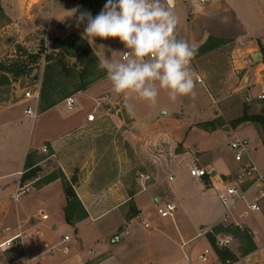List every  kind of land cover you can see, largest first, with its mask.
Returning <instances> with one entry per match:
<instances>
[{
    "label": "rangeland",
    "instance_id": "374dc122",
    "mask_svg": "<svg viewBox=\"0 0 264 264\" xmlns=\"http://www.w3.org/2000/svg\"><path fill=\"white\" fill-rule=\"evenodd\" d=\"M19 1L17 0L15 3V0H0V76L5 75L8 77V81L0 86V96L9 95L14 102L20 100L26 90H38L40 92L45 78L47 63L49 65L57 64L56 70L61 67L64 73L65 70L72 68L76 73L78 72L77 65H75L76 68L73 65L75 62L73 51L76 48L72 46L63 50L54 47V44L60 38L52 37L51 33L47 32L48 23L44 17L43 4L38 0H33V2H31L32 0ZM74 1L77 7L79 0ZM238 4L249 13L248 16L251 19L257 23L260 22L263 14L261 15L255 11L253 1L238 0ZM68 20L70 23L73 22L75 16L68 17ZM66 33H62L64 35L62 39L71 33L82 35L79 31ZM175 33L177 36V29ZM209 37L211 38L209 41L207 38L194 48H198V51L191 60L190 67L193 74L197 73L201 79L200 81L196 80L197 87L194 98L189 96L179 97L173 102L169 98L167 90L159 88L158 82H153L158 91L156 104L143 100L135 92L128 93L127 102L134 113L142 116L155 110L154 112L157 113V117L152 120L154 124L149 125L144 123V125H140V122L135 121L133 125L131 122L132 111L130 114L128 108L125 107L123 95H118L112 90H108L102 94L105 98L102 100L100 108L94 112V115L96 118L102 116L100 126H102L104 131L109 132L111 129L118 127L116 125L118 123L121 125V122H118L116 117L113 120H106L104 118L107 116V112L117 111V115L122 121L121 127H127L128 129L143 127L146 128L144 129L145 133L155 129V136L147 135L141 141L142 147H137L132 145L131 142L132 139H136V136H132V133H130L129 144L125 146L123 143L122 147L118 144L113 147L114 151L111 150V145L103 146L104 148H108V151L103 150L99 153H91L98 160H96V164L94 165L95 161L90 165L87 162L82 168L80 163H84V160L89 158V153L87 152L88 145H85L81 147L80 159L71 163L72 173L69 174V177L73 181L78 177H88L91 173L100 176L103 180H105V177L111 179L121 175L127 179V183L122 186V191L125 192L124 197L113 201V206L123 211L124 222L120 226V229L131 231V235H128L127 238L129 241L128 248L122 247L118 250L121 257L120 260H123L124 264H130L129 262L139 258L143 247L145 248L152 243L160 241V238L150 236L153 232V227H145L143 221L145 219L149 224V215L152 217V220L156 218V207L162 205L163 202L173 200L172 202L177 205L174 212L180 213L178 220L180 227H187L189 220L192 222L200 219L202 211L209 210L208 212L210 213L215 212L214 210L217 209L215 194L206 192L202 197L199 196V193L195 194L197 187L191 182L193 177L189 173V163L191 166L196 164V167L204 169L201 166L202 164L208 168L211 164L219 163V161L228 166L236 165L237 160V162L241 161L239 166L231 169L225 176H222L223 184L231 186L236 181L237 174L249 162L245 156L246 154L239 159L235 158V151L231 148L230 143L237 138L250 136L251 142L248 148H251L252 144L257 140L251 126H239L234 130L239 124H233V120L236 117L240 116L243 112H248L250 106H254L252 100L249 102L246 100L248 89L253 86H255V92L261 89L260 85L253 84L255 67L254 63H252V54L242 53L240 41H235V39L229 38V36L226 38ZM202 44L205 46L199 49ZM108 49L101 51L102 55L101 53H97L98 51L96 52L97 49L95 48H93V51L99 60L104 58L120 60L119 55L123 50V46H111V50ZM260 49L263 51L261 47ZM29 55H33L32 58ZM45 55L51 56L50 62L45 60ZM257 58L255 57V61ZM20 63L29 68L28 73L19 75H14V72L4 73V67H11L15 71V65ZM57 72H52V69L48 71L47 69L46 74H48V77L46 78L50 79L49 81L61 79L59 88H62L61 85H63L65 93L71 92L80 83L79 79H72L71 77L65 78L62 76L58 78ZM249 74L252 75L253 81L247 86L246 84L249 80L246 82L245 80L242 81V79L245 76L248 77ZM91 77L87 76L85 79L88 80ZM111 106L113 108L109 109ZM35 107L38 112L39 100ZM159 109L161 112H159ZM258 111L259 113L263 112L261 108ZM11 128L20 145L18 147L16 144L10 145L8 152H11V156L17 157L21 154V143H26L28 139L29 122L19 123L16 121L11 125ZM201 129L209 133L203 134L200 131ZM261 139L263 145H259L258 151L252 153V155L254 161L257 162V166L263 169V132ZM183 142L187 147H184ZM37 151L40 155L46 156L40 149ZM121 155H123V160L126 161L122 167L120 164ZM196 158L198 160H195ZM105 162L108 164L107 166L104 165ZM111 162L112 166L110 165ZM217 166L214 167L216 174L222 173L224 170ZM38 167L40 169L37 175L40 177L59 169L54 159L50 157L40 161ZM209 172L210 174H205V176L211 175V171ZM170 176H173L174 179L170 180ZM35 180L36 178L32 177L26 181L29 186L28 190H25L22 186V188L17 189L19 194L16 205H20L22 202L27 206L30 204L34 211L43 206L40 204L45 202V198L50 194L44 198L39 197L38 195H46L47 191L43 193L36 191V187L31 184ZM257 183L259 187L253 193L254 197L251 200L246 201L244 196L236 199L234 212L235 216L239 218L244 215H251L250 218H253L254 227L250 228L246 224H242V228L247 229L254 243L262 242L264 244V185L260 182ZM204 184L208 186L209 183L206 182ZM253 184V181L238 183V193L244 194L247 188ZM21 189L24 192H21ZM175 189L177 190L176 197L171 193ZM191 193L195 195L187 197ZM7 201L12 206L15 204L13 198H9ZM253 201L259 206L258 210L248 209V204ZM142 209L145 215H137L138 211ZM39 215L41 216L42 212ZM117 218V213L110 211L99 221L100 225L95 224L91 227V232H89V228L86 230L85 228L82 229L81 242L86 252L89 249V245H91V238L97 237V235L100 236L106 232L107 224H115ZM53 219L57 220L55 222L56 230H59V232L63 231L64 229L60 227V217L55 215ZM230 225L236 226L238 224L235 221L224 222V227H229ZM174 228L172 224V230ZM68 230L70 229L68 228ZM210 231L207 229V234H205L208 239L207 248L210 250V260L202 263L198 262V264H232L236 261L222 263L217 256L216 247L228 249L237 257V260L238 255H244L243 250L248 246L245 239L239 241L237 238H234L229 246H219L217 242L218 237L229 234L234 235L224 231H218V233L213 234ZM172 234L173 238L179 239L176 230L172 231ZM66 235L69 234L66 233ZM194 241L198 248L204 246L203 237H196ZM69 245L68 242L65 243L66 251L69 249ZM62 246L61 244L55 247L54 253L61 255ZM236 252H238V255ZM46 253L48 254V252Z\"/></svg>",
    "mask_w": 264,
    "mask_h": 264
},
{
    "label": "crops",
    "instance_id": "0c3cea01",
    "mask_svg": "<svg viewBox=\"0 0 264 264\" xmlns=\"http://www.w3.org/2000/svg\"><path fill=\"white\" fill-rule=\"evenodd\" d=\"M38 1L43 4L44 17L48 23L47 32L51 33L52 37L62 39L64 37L63 32H67L66 34L72 31L83 33L85 24L82 23L77 28L76 16L75 20L71 23L67 17L69 14L67 15L66 11L76 8L74 0L72 2L71 0ZM251 1H253L255 11L261 15L263 14L259 23L248 16L249 13L239 6L238 0H174L173 9L178 18L176 28L178 31L177 38L186 40L191 47H197L209 36L216 38H226L229 36V38H233L235 41H240V48L243 50L242 53H251L253 61H255V57H258L256 63H254V81L251 74L242 79V81L245 80L246 82L249 80L246 84L247 86L252 81L254 82L253 84H258L256 83L258 79L257 69L261 65H264V0ZM85 41L88 43L87 39ZM95 44L96 46L89 45L92 49H97L96 52L98 51L97 53H101V55V51L104 50L99 47L101 44L106 46L105 49L111 48V46H123L121 53L126 49L118 38H109L106 40L96 38ZM54 45L57 47V43ZM105 54L107 55V53ZM258 85L261 86L260 91L262 89L264 90V82ZM254 89L255 86L248 89V95L252 97V102H254V106L249 107V111L247 112L249 114L259 113V108L264 112V100L255 98L260 91L255 92ZM108 90H112V85L106 75L92 82L85 89L70 94L74 98V106L72 109H68L64 100L65 98H63L44 111L37 112L35 109V117L27 115L26 107L29 101H26L24 96L15 102L9 95H7L9 97L6 95L0 96V243L13 236L18 230L23 231L25 235L21 242L0 246V264H124L123 260H120L121 257L118 250L122 247L128 248L129 241L127 238L128 235H131V231L120 229V226L124 222L123 211L114 207L113 201L117 198L121 199L125 195V192L122 191V186L127 183L125 176L123 177L121 175L111 179L105 177V180H103L100 176L91 173L88 177L82 176V178H76L72 185L87 216L76 221L74 224H68L64 219V207L67 201L60 178H56L35 188L38 192L43 193L47 191L46 195H38L41 198L47 197L50 194L45 198V202L40 204L43 206L36 211L33 210L30 204L27 206L22 202L20 205H16L17 197L14 198L18 192V188L24 187L25 190L29 189L27 182L22 187L20 186V177L24 169L26 154L30 150L37 151L42 145H48L51 153L44 156L40 161L49 157L53 158L59 169L70 180L69 174L72 173L71 163L80 159L82 146L88 145L87 152L89 153V158L85 159L84 163H80L83 168L87 162L90 165L95 161L94 165L96 164L97 159L96 156H92L93 152L108 151V148H104L103 146L111 145V150L114 151L113 147L118 144L121 147L123 143L125 146L129 144L130 133H132V136H136V139H132L131 142L132 145L137 147H142L141 141L147 135H156L155 129L151 130V134L150 131L145 133L144 129L146 128L143 127L139 129L121 127L122 121L118 117L117 111L107 112V116L104 117L106 120H113L116 117V120L121 122V125H119L120 123L116 124L118 127L111 129L109 132L104 131L102 126H100L102 116L95 117L94 121H88L87 115L91 112L94 113L100 108L102 100L105 98L102 94ZM112 108L111 106L109 109ZM154 111L141 116L132 110L131 122L133 125L135 121L140 122V125H144V123L149 125L154 124L152 120L157 117V113ZM159 112H161L160 109ZM16 121L19 123L28 121L30 129L26 143H21L22 150L20 156L14 157L13 155L11 156V152H8V147L14 144L17 147L20 145L19 140L16 139V135L15 133L13 134V129L11 128V125ZM244 125L251 126L253 132L256 134L257 140L252 144L251 148H248L245 156L257 166V162L254 161L252 153L258 151L259 145H263L261 139L262 128L257 122L245 121L240 123L234 130ZM200 131L203 134L209 133L203 129ZM243 138L247 139L249 146L251 137L244 136ZM183 145L187 147L184 142ZM37 154L40 155L38 151ZM121 158L120 164L122 167L126 161L123 160V155H121ZM195 160L198 159L196 158ZM237 161L236 165L232 166H228L220 161L219 163L211 164L208 168L202 164L201 166L205 170L208 172L211 171V175L208 177H195L190 175L193 177L191 182L197 187L195 194L199 193L201 197L206 192L215 194V200L218 206L214 210L215 212L209 213V210L202 211L201 218L192 222L189 220L187 227H180L178 225L180 213L174 212L172 217L167 218H161L156 215V218L153 220L149 215V226L153 227V232L150 236L158 237L160 241L152 243L145 248L143 247L139 258L129 263L198 264V262H201L197 257L198 254L207 248L208 239L205 235L207 234V229L211 230L210 232L213 234L218 233V231L213 230V227L224 225V222L230 221H235L238 224L236 226L240 228H242V224L253 228L254 221L252 217L250 218L251 215H244L240 218L235 216L234 208L237 199L235 196L232 198L234 206L231 214L227 220H223L224 207L219 199V194L224 193L228 186L223 184L222 176H225L231 169L239 166L241 161ZM104 165L107 166L108 164L105 162ZM110 165L112 166V162ZM214 165H218L224 171L216 174L214 169L216 166ZM188 166L190 167L191 164L189 163ZM257 168L261 172H264V168L262 169L259 166ZM206 182L209 183L208 186L204 184ZM258 187V183H254L251 187L249 186L247 188V191L244 192L246 201L254 197L253 193H255ZM176 192V189L175 191H171L174 197H176ZM195 194L191 193L187 197H192ZM9 198H13L15 202L13 206L8 203L7 200ZM110 211L117 213V221L115 224H107L106 232L100 236L92 237L91 245H89V249L86 252L81 242L82 229L85 228L86 230L89 228V232H91V227L95 224L100 225L101 223L99 221ZM40 212L47 214V217L43 219L39 215ZM141 214L145 215L143 209L139 210L137 215ZM55 215L60 217V227L64 229L63 231L59 232V230H56L55 222L57 220L53 219ZM172 224L175 227L174 230H172ZM19 226L20 228H18ZM175 230L179 239L173 238L172 231L174 232ZM66 233L72 237H70L69 241H63V236ZM196 237L204 238V246L202 248L197 247L194 241ZM232 237V240L236 238L235 236ZM66 242L70 244L67 251H62L61 255L54 253L55 247L61 244L65 246ZM255 245L256 248L254 250L244 255H238V252H236L238 260L232 264H264V244L258 242Z\"/></svg>",
    "mask_w": 264,
    "mask_h": 264
},
{
    "label": "clouds",
    "instance_id": "9594fccd",
    "mask_svg": "<svg viewBox=\"0 0 264 264\" xmlns=\"http://www.w3.org/2000/svg\"><path fill=\"white\" fill-rule=\"evenodd\" d=\"M173 9L174 0H107L95 16L79 8L66 11L67 17L76 16L77 28L85 24L82 36L90 45L96 46V38H118L130 50L122 54L123 62L104 58L98 65L106 71L112 91L123 95L130 114L129 92L156 104L158 91L153 82L167 90L173 102L196 95L197 81L190 67L196 49L177 38L178 18ZM133 55L135 59H130Z\"/></svg>",
    "mask_w": 264,
    "mask_h": 264
},
{
    "label": "trees",
    "instance_id": "16d2710c",
    "mask_svg": "<svg viewBox=\"0 0 264 264\" xmlns=\"http://www.w3.org/2000/svg\"><path fill=\"white\" fill-rule=\"evenodd\" d=\"M107 2V0H79L77 3V7L81 12L83 11H89L92 13L93 16L97 15L100 10L103 8L104 4ZM79 15V12L76 14ZM211 39L208 37V41ZM214 39V38H213ZM57 49H63L66 50V48H70L74 46L76 48L75 51H73V56L75 57L74 62V68L75 65H77L78 72L76 73L74 69L64 70L60 67L57 69V64L49 65L47 63L46 65V71H45V78L43 81L42 88L39 92V111H44L53 105H55L59 100H62L63 98H66L70 96V94H73L79 90L85 89L89 84L92 82L103 78L106 76V71L103 69H100L98 67L100 60L97 57V55L94 53L92 47L85 41L83 37L76 33H71L64 39H58L57 41ZM205 45L202 44L199 49L204 47ZM198 51V48L196 49V52ZM31 58L32 56L29 55ZM45 60L47 62H50L51 56L45 55ZM16 70L13 71L11 67H4V73L6 72H14V75H19L22 73H28L29 68H26V66L23 63L16 64L15 65ZM50 69H52V72H57V77H65L72 79H79L80 83L77 84L74 89L71 92H64L63 85L62 88H59V82H61V79H58V81H49L50 79L46 78L48 77L47 73ZM87 76H92L90 79L86 80L85 78ZM8 81V77L5 75L0 76V86L5 84ZM245 121H252L257 122L260 124L264 136V112L260 113H253L249 114L247 112H243L240 116L236 117L233 120L234 125H238ZM48 148V153H44L49 155L51 153L48 145H46ZM43 155L37 154L36 150H30L25 157L24 162V169L20 177V186H23L27 180L34 177L36 178L35 181H33V185L35 187H39L42 184L48 183L56 178H60L62 183V189L66 196V205L64 207V219L68 224H74L76 221L84 218L87 216V213L82 206V203L78 199L75 190L73 189V180H68L64 173L58 169L56 171H53L52 173H48L44 175L43 177H40L37 175L38 170L40 167H38L39 161L43 158ZM205 176V175H204ZM214 231H224L226 233L233 234L239 241L245 239L248 243V246L244 248L243 254H246L256 248V245L247 231V229L240 228L238 226L230 225L229 227H224V225H217L213 227ZM210 235V234H209ZM222 247H216L217 256L220 259L222 263L230 262L237 260V257L228 249H221ZM225 248V247H224Z\"/></svg>",
    "mask_w": 264,
    "mask_h": 264
},
{
    "label": "built area",
    "instance_id": "2783aa9c",
    "mask_svg": "<svg viewBox=\"0 0 264 264\" xmlns=\"http://www.w3.org/2000/svg\"><path fill=\"white\" fill-rule=\"evenodd\" d=\"M200 1H204V0H200ZM128 51H130V50L125 49L120 54V61H122V54L124 52H128ZM129 58L135 59L134 55L130 56ZM252 63H256V61H252ZM257 73H258V79H257L256 83H258V84L263 83L264 82V65H261L257 69ZM194 76H195V79L197 81L201 80L197 73ZM23 96L26 99V101H29V104H27V107H26L27 115L35 117L36 116V111H35L36 107L35 106L37 105V101L39 99V91L29 89V90H26L24 92ZM255 98H257L258 100H264V90L262 89L256 95ZM64 100L66 102L68 109H72L74 106V98L70 95V96L66 97ZM246 100L249 102L252 100V97H250L248 95V96H246ZM87 120L88 121H94L95 120V115L93 112H91L87 115ZM230 146L235 151V158H237V159L241 158L243 155L247 154V152H248V141L245 138L235 139V140L231 141ZM40 151L43 153H48L47 146L42 145L40 148ZM189 173H190V175L195 176V177H202L205 174H208L210 172H208L207 170H205L203 168H198L195 165H193V166L189 167ZM169 179L173 180L174 177L170 176ZM246 181H253V183L260 182V183H262V185H264V172H261L257 168V166L251 161L247 162L246 165L242 168V170L237 174V179L233 183V185L228 186L224 193L219 194V199H220V201L224 207L223 220H227L228 216L231 214V210L234 206L232 198L234 196L237 198L244 196V194L238 193L237 187H238V183L246 182ZM21 192H24V190L21 189ZM18 194H19V191L16 193L14 198H16L18 196ZM263 195H264V193H263ZM248 209L258 210L259 206L257 205V203L255 201H253L252 203L248 204ZM175 210H176V204L174 202L165 201V202H163L162 205H159L156 207V214L161 218L172 217ZM41 217L44 219L47 217V214L42 213ZM143 225L145 227L149 226L148 222H146V221H143ZM18 228H20V226ZM24 236L25 235H24L23 231L18 230L13 236H11L7 240L0 243V246L12 245L14 243L21 242ZM69 239H70L69 235L63 236V241H69ZM232 239H233L232 235L229 234V235H224L223 237H218L217 242H218L219 246H225L226 247L230 244ZM66 249H67L66 246L62 247V251H66ZM209 255H210V250L208 248H206L201 253H199L197 257L201 262H207L209 259Z\"/></svg>",
    "mask_w": 264,
    "mask_h": 264
},
{
    "label": "water",
    "instance_id": "95a60500",
    "mask_svg": "<svg viewBox=\"0 0 264 264\" xmlns=\"http://www.w3.org/2000/svg\"><path fill=\"white\" fill-rule=\"evenodd\" d=\"M56 45H54V47H55Z\"/></svg>",
    "mask_w": 264,
    "mask_h": 264
}]
</instances>
